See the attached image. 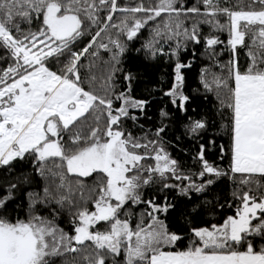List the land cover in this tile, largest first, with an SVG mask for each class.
<instances>
[{
  "label": "snow or ice",
  "instance_id": "snow-or-ice-1",
  "mask_svg": "<svg viewBox=\"0 0 264 264\" xmlns=\"http://www.w3.org/2000/svg\"><path fill=\"white\" fill-rule=\"evenodd\" d=\"M0 53V264H264V0H0Z\"/></svg>",
  "mask_w": 264,
  "mask_h": 264
},
{
  "label": "trees",
  "instance_id": "trees-1",
  "mask_svg": "<svg viewBox=\"0 0 264 264\" xmlns=\"http://www.w3.org/2000/svg\"><path fill=\"white\" fill-rule=\"evenodd\" d=\"M229 2L232 4H238V5L243 6L247 3V0H229ZM203 31L205 33L209 31V28L207 25L203 26ZM149 35H150L149 31H145L144 35L141 37V40L142 41L147 40ZM220 38L226 40L227 34L226 33L221 34ZM131 47L138 48L140 47V43L139 42L133 43ZM200 51H202V48L197 49V52H200ZM102 58L105 60L108 59L107 56H102ZM190 58H191L190 56L185 57V59H190ZM222 59L226 60L227 56L225 55L224 57H222ZM243 59L244 57H242V60ZM130 66L133 67L134 71L138 70L141 73H143L141 77L140 88H139V91L141 93L146 92V90L148 89H152V88L160 86V82L162 80L167 81L172 72V68L170 67L169 63L165 61H158L154 64H148V63H145L141 58L136 57L134 55L130 56ZM205 66H210V61L207 60L206 58H198V62L193 65L192 69L186 70V75L188 77V85L190 87L192 88L200 87L199 85L200 71ZM210 71L218 72V69L210 68ZM103 72H104V67L101 66L97 74L102 75ZM169 150L172 151L174 155H178L182 160L186 161L189 165H191L192 162L188 160L187 157H184L182 154L177 153L175 149H169ZM261 183L264 184V181H261ZM231 188H232V185L228 182H225L220 185V189L223 190L222 192L223 195H227L229 191L231 190ZM228 214H231V212H229ZM57 264H61V262L57 261Z\"/></svg>",
  "mask_w": 264,
  "mask_h": 264
}]
</instances>
